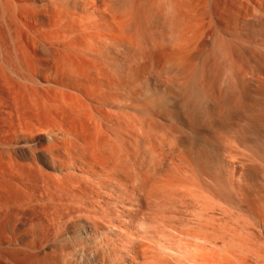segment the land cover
Listing matches in <instances>:
<instances>
[{
    "label": "bare ground",
    "instance_id": "6f19581e",
    "mask_svg": "<svg viewBox=\"0 0 264 264\" xmlns=\"http://www.w3.org/2000/svg\"><path fill=\"white\" fill-rule=\"evenodd\" d=\"M225 4L226 2L223 4L221 0H0V248L9 246L11 240L16 238L15 230L25 226L23 217H34L38 213L33 206L35 200L33 202L32 200L35 196H32L31 188L43 190L45 193L51 191L50 197H66L69 201L75 200L74 202L78 205L66 211L62 208L65 212L59 211L60 214L56 213L57 211L52 215L45 214L44 209L40 212L41 214L39 213L50 227L64 222L63 232L59 236L60 241L65 238L81 240L85 238L90 241L91 237H99L106 241L116 240L123 246L128 242L129 238L123 241V237L125 233L130 232L132 219L141 215L147 221L150 215L148 216V212L146 211V214L144 209L150 210L152 202L160 198L154 192H163L162 187L157 191L154 190L158 186V181L155 187L153 186L155 180L152 183L146 181L148 178L146 176L151 173L144 174L145 178L142 176L143 171L137 173L138 169L134 168L138 176L141 175L145 179L133 174L135 171L133 175L131 174L128 151L130 131L134 127L139 128L143 125L149 128L161 126V123L159 124L153 118L160 117L163 111L159 112V109L165 110L167 104L170 105L171 112L176 113V117L172 119L170 117L168 120L170 123L168 126L172 128L179 125L184 127L197 125L198 116L211 108L210 96L215 97L218 91L215 93L214 89L208 86L203 77L205 74L201 75V78L198 76L199 79L196 78L194 67L195 60L199 58L201 63V69H199L206 70L205 63L208 61L207 52L205 53L206 44L214 23H217V18L224 20L228 17L229 11ZM237 6H235L236 10H238ZM235 9L230 12V18L236 21L238 11L236 12ZM217 25L216 28H218ZM235 80L238 81V78ZM260 80L256 82L263 83ZM234 82L236 87L239 86V81ZM263 86L259 84V87H256V98L261 101L264 100ZM234 88L232 89L236 92L242 90L239 89L242 87H238V90ZM157 90H161V93ZM211 92H213L212 95ZM232 93L235 94L234 91ZM160 94L166 98L158 99L157 96ZM221 95L218 94V96ZM217 99L220 100V98ZM213 101L217 104L218 100ZM263 103L264 101L259 102L260 105ZM171 112L168 111V115ZM141 114L148 115L150 118L148 119L147 116V119H142ZM194 117L198 121L194 122ZM167 118L169 119V116ZM145 120L148 122L146 123ZM38 131H43L44 134L42 132V135L38 134ZM150 134L151 132L148 135ZM195 134L199 132L195 130ZM172 143H169L170 147ZM3 148H8V152L9 149L15 148L20 157L26 158L28 155L29 164L20 166L15 163L16 159L14 163L9 158L6 160L3 155L7 151L4 152ZM151 157L153 158V155ZM133 158L135 160V157ZM155 164L153 163L154 167L157 166V163ZM156 169L158 170V166L154 169L155 175ZM177 171L179 173L178 169ZM14 181L25 187L27 191L28 188L30 190L27 196L28 205L23 208L11 205L12 200L8 202L11 198L6 200L1 198V192L4 194L6 191H3V188L15 186ZM159 182L161 183V180ZM148 183L153 184L150 190H147L150 186ZM159 185L164 186V183ZM17 189H19L18 186ZM179 189L181 191L183 188ZM179 189L175 190L179 191ZM194 194H192L193 197ZM174 196H176L175 192ZM188 198L190 199V195ZM99 200L105 201V204L102 202L103 206L96 203V207L102 212L99 214L106 217V224L99 226L98 224L102 222L100 220L101 222H90L92 224L85 227L83 223L85 219L88 223L89 219L86 217L91 215L86 216L84 221L80 218L91 214L89 209L94 208V202ZM104 206L106 209L107 206H112L114 209L118 207L116 215L122 222L115 225V220L110 218L109 213L102 210ZM164 206L165 204L154 206L156 207V212L153 211L155 216H151L153 223L155 217L158 219L157 215L164 221L166 216L162 217L164 213L160 212L161 215L158 212L162 208L164 209L162 212L168 214V211H165L168 207ZM173 206L171 205V208ZM47 215H50L49 218ZM73 215L76 216V221L72 220ZM95 219L98 218L95 217ZM150 220L149 223H151ZM157 223H154V227L150 226L151 231L156 229ZM141 224L142 221L140 226ZM146 225L145 222L144 227L148 231L150 227ZM142 226L139 228H144ZM158 226L163 224L160 222L156 225L157 228ZM173 227L176 228L175 225ZM139 228L137 229L140 230ZM157 230H154L155 234ZM140 231L143 232L145 229ZM147 231L144 233L146 234ZM43 232L38 234L44 239L48 232ZM34 235L37 237V234ZM139 240L138 242H141ZM93 259L91 264H105L103 256L98 252ZM208 262L211 264L210 260Z\"/></svg>",
    "mask_w": 264,
    "mask_h": 264
},
{
    "label": "rangeland",
    "instance_id": "374dc122",
    "mask_svg": "<svg viewBox=\"0 0 264 264\" xmlns=\"http://www.w3.org/2000/svg\"><path fill=\"white\" fill-rule=\"evenodd\" d=\"M221 2L223 4L226 2L225 7H227L226 9L229 11L228 17H226L224 20L218 19L216 17L217 20H215L217 23H214V28H212V31L210 32L211 34H209L206 44L207 46L205 48V53L207 52L206 58L208 60L207 62L205 61L206 70L204 71L202 69L204 72L200 70L201 63L200 59L198 58V61L195 60L196 66L194 67V74L196 78H198V76L201 78L200 76L205 74L203 77H205L208 86L210 85L212 90L214 89L213 92L216 93L218 91L216 93L217 96L219 93L222 95L217 97L214 93L215 97L212 98V96H210L211 100L209 102V106L211 108H209L207 112H202L198 116L199 121L196 119V117H194V122L196 120L198 121V124L195 126L193 124L192 127H184L180 125L176 126V128H172L171 126L169 127L168 125H170V123L168 120H170V117L171 119L176 117V113L171 112V107L166 103L167 99H165V103L167 104L165 110L167 109L169 112H171V114L168 115L169 113L167 110L166 112L163 109H159V112H161V110L163 111V113L160 115L161 118L158 116H154L153 118L154 120H157L159 124L161 123L160 125L162 127L158 125L154 127L150 126L149 128L148 126L143 125L139 128L136 127L138 130L134 127V130L132 129L130 131L128 151L130 154V160H133V162L130 161V167L132 171L131 174L135 171V169H138L137 173L139 171H143L144 173L142 172V176L144 177L145 175L151 173L150 175L146 176L148 177V180L146 179V181H151L152 183L155 180L153 182L154 185L152 184L154 187L157 183L156 181H158V186H156L157 188L155 187L154 190L157 191V189L162 187L161 190L163 191H158V195L156 192H154L155 195L157 197L160 196L161 199L157 198L159 202H152L150 210L144 209V212L146 213L147 211L148 216L150 215L149 219L146 221V219L141 217V215H137L138 217L136 218H143L144 220H137L136 218L132 219L133 223L131 225L130 232L125 233L126 235L123 237V241H127L129 238L128 242L124 244V246L120 244L121 242H118L115 239V241H106L99 237H91L90 241L85 240L83 237L82 238L84 240L78 238H65L61 239L60 241L59 236L63 232L64 222L57 223L53 226L54 228L50 227L43 219V216H40L39 213L44 210L46 211L45 214L50 215L54 214L55 211H57L56 213H59V211L60 213L65 212L70 207V209H72V207L74 208L78 206L76 202H74L75 200L71 199L69 201L68 198L64 197V199L62 196H59V198L58 196L50 197L51 194L49 193L51 191L47 192V195L45 191L37 188H31V191L28 188L27 191L25 187L14 181L15 186L10 187H14L16 189H11L8 187L9 190L11 189L9 191L7 190L8 188H3V191L6 190V193L4 192V194H2L3 192H1V198L5 200L11 198L8 199L9 203L12 200V203H10L11 205H15L17 208H23V206L28 205L27 196H29L28 194L31 192L32 196H35L32 202L34 200L35 202L37 201L36 203L33 202V206L35 207L36 213H38L34 217L25 216L22 218V220L25 222V226L15 230L16 238L11 240L9 246H3L0 248V264H91L93 263V256L96 252L103 256L105 264H155L156 262V264H210L208 262L209 260L211 264H264V103L263 105L259 104V102L262 103L264 100L261 101L260 99L256 98V87H259V84L261 86L264 85V0H221ZM236 5H238L236 7L238 10L235 9ZM233 9H235L236 12L238 11V17L236 21L234 18H230V12ZM216 25L218 28H216ZM226 42L230 44H227ZM248 77L250 79H247ZM236 78H238L239 82L235 80ZM257 80H260L263 83L259 82L258 84L256 82ZM234 81L238 82L239 86L236 87L234 85ZM238 87H242L239 88L242 89L241 92L238 91L239 93L232 89H237ZM224 89L228 90L226 91ZM262 89H264V86ZM157 91L161 93V90ZM232 91H234L235 94L232 93ZM213 92H211V95ZM216 97L220 98V100ZM157 98L164 99L166 97L163 94H160L157 96ZM215 99L220 102L217 101L216 104V101H213ZM137 116L135 118H137ZM141 116L144 118L140 116L139 117L142 119H147L148 115L141 114ZM168 116L169 119L167 118ZM149 118L150 116H148V119ZM145 121L146 123L148 122V120ZM146 128L149 129L147 130ZM149 130L151 132L150 135L152 136L148 135L150 133ZM195 130H197L199 134L196 135ZM134 131H139L137 132L139 134ZM41 132L44 134L43 131H38L37 133L41 134ZM166 143L168 145H166ZM169 143H172L173 145L170 147ZM7 149L8 148H3V150H5L4 152H6ZM11 150H13V148ZM11 150L9 149V152L7 151V153L3 155L6 160L9 158L12 160V163L17 160L15 163L19 164L20 166H26V164H29L28 162L30 160L27 157L28 155H26V158L23 156L20 157V155L17 154L15 148L13 151ZM147 154L150 155V157H148ZM152 155L153 158L155 157L154 159L151 157ZM133 157H135V160ZM158 158H160V160ZM142 159L143 161H141ZM158 162L161 165H158ZM170 162L171 164H168ZM147 163H149L148 166H144L147 165ZM153 163H157L158 170L161 169L160 171L156 169V175L154 169L157 168V166L154 167ZM139 164L140 166L138 167ZM152 166L153 168H151ZM160 166L162 167L160 168ZM151 169H153V171H151ZM177 169L179 170V173H177ZM147 171H149V173ZM137 173L135 171L133 174ZM159 173L164 174L161 175ZM171 175L173 178H171ZM174 175L177 176V178ZM140 176L137 174V177ZM189 176L191 178L190 180ZM173 179L175 180L173 181ZM159 180H161V183ZM163 183L164 186L159 185ZM148 184L150 186H148L149 189L147 187V190L153 188L151 187L152 185L150 183ZM16 185L19 189H17ZM180 185L182 187H180ZM167 188L173 189H170V191ZM179 188H183L184 190L182 189L180 191ZM175 189H179V191ZM169 191L173 192L170 193ZM159 192L161 193L160 195ZM174 192L176 196H174ZM193 193H195L194 197L192 195ZM162 194L168 195L166 197V195L161 196ZM2 195H4V197ZM170 195H172V197H169ZM189 195L190 199L188 198ZM203 195L205 196L202 197ZM50 199H52V201ZM166 199L168 201H165ZM102 202L105 204L104 200L94 202V208L89 209V211L91 210V214H86L85 216L81 217L83 219L80 218V220L84 221L86 216L91 215L86 217L89 219V222L87 223V220L85 219V223H83L85 227H89L94 221H102L101 223L98 222L99 226L100 224H106V217H103V215H101L102 212L98 207H96V203H99L100 206H103L104 204ZM181 202L182 204H180ZM71 203H73V205ZM153 204L154 206L158 204L159 206H162V204H165L166 208L168 207L165 209V211H168V214L162 212L164 210H162V208H160L161 211L157 210L159 213L161 212L166 214L162 215L160 213L162 217L166 216L164 217V221H162L163 219L159 218V215H157L159 220L162 219L160 222L163 224V226H158V228L161 227L164 231L161 228L159 229L162 231H159L156 225H158L160 222H158V219H155L157 217L154 218V223L158 222L155 225L156 229H154H158L157 234H155L156 231H151V227H154V223L152 222L153 219H151L153 217L151 216H153L156 212V207L152 206ZM174 204L176 206H173ZM171 205L173 206L172 208ZM62 208H64L65 211ZM198 208L201 209L199 210ZM151 209L153 210L151 211ZM102 210L107 212V214L109 213L108 215L110 218H113V221L115 220V225H118V222H122V220L116 215L118 213L117 210H119L118 207L114 209L112 206H107L106 209L104 206ZM154 210L155 212L153 213ZM96 212L98 214H96ZM100 212L101 214H99ZM50 215H47V217L49 218ZM73 217L74 218H72V220L76 221V216L73 215ZM93 217L94 219L95 217L98 219L94 220ZM149 220L151 223H153V226L150 225L151 223L148 222ZM141 221L143 224V226L141 224L142 227H144L145 222L147 224L146 226H151V229L148 227L150 231L149 229L147 231V228L145 227L141 228L147 231V235L144 233L145 231H140L141 229L139 227H141ZM90 222L92 223L90 224ZM174 225L176 228L173 227ZM43 231L48 232L47 237L44 239L38 234V232L40 234L44 233ZM134 232H137V235H135ZM32 234H37V237L35 235L33 236ZM141 235H143L142 239ZM139 239L142 243L138 242ZM144 239H146V241ZM8 251L9 255H7ZM199 256L200 258H198Z\"/></svg>",
    "mask_w": 264,
    "mask_h": 264
}]
</instances>
